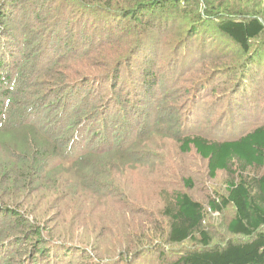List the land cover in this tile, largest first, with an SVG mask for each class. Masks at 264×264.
<instances>
[{"label": "rangeland", "instance_id": "rangeland-1", "mask_svg": "<svg viewBox=\"0 0 264 264\" xmlns=\"http://www.w3.org/2000/svg\"><path fill=\"white\" fill-rule=\"evenodd\" d=\"M24 1L25 9L15 6L8 23L15 36V50L10 56L14 59L22 53V64L25 63V39L30 42V29L41 38V42L37 39L31 44L37 49L43 47V53L38 63L25 65L28 73L25 72L22 82H17L16 89L25 90L19 98V110L27 112L22 124L26 121L36 125L49 143L58 138V144H62L66 139L69 147L74 148L71 154L75 158L87 152L97 154L106 146L113 145L112 150L121 148L116 152L121 156L116 158L118 162H103L110 173L104 181H98L91 193L82 186L83 190L73 186L78 200H72L63 209L53 200L50 202L52 196L40 202L46 223L54 227L55 234L48 238L49 247L59 251L54 255L56 260L66 264L168 262L176 257L175 251L194 245L187 241L184 246L174 247L159 237L165 226L160 215L161 197L174 190L188 192L205 206L204 227L212 242L232 238L227 231L231 208L221 212L207 208L209 195L225 191L227 173L219 171L215 178H210L207 161L194 149L182 151L178 138L198 134L216 140L231 139L263 124L264 64H247L245 59L240 67L243 57L239 48L217 38L203 55L184 62L185 46L194 38L186 33L190 32L187 23L181 21L168 28L162 26L161 34L154 32L153 39L148 37L145 44L137 36L140 26L124 22L108 33L112 38L103 44L104 33L100 29L99 34L93 32L98 24L89 26L88 37H82L85 21L78 20L76 6L70 7L72 14L67 20L61 10L63 0H43L37 4ZM1 38L3 42L9 37ZM179 40L185 46L177 54L173 45ZM3 69L8 67L0 70ZM239 89L242 91L238 97ZM133 113L136 114L132 116ZM122 114L129 119L138 118L133 130L142 137L140 142L131 143L135 141L134 132L119 146L118 140L111 141L116 131L108 133L107 140L97 139L102 136L96 134L101 120ZM142 118L145 124L142 121L137 130ZM144 125L145 132L152 130L143 134ZM97 158L93 156V161ZM56 159L54 156L52 163ZM187 179L189 182L185 183ZM32 192L28 202L34 195L33 204L42 193L36 189ZM73 202H77L78 208ZM50 209L52 214H48ZM25 248L26 262L30 248ZM83 249L90 253L83 254Z\"/></svg>", "mask_w": 264, "mask_h": 264}, {"label": "trees", "instance_id": "trees-1", "mask_svg": "<svg viewBox=\"0 0 264 264\" xmlns=\"http://www.w3.org/2000/svg\"><path fill=\"white\" fill-rule=\"evenodd\" d=\"M20 1L23 5L17 0H0V39L9 37L0 41V69L8 67L0 70V264H66V261L56 260L54 255L59 251L49 247L48 237L55 231L53 226L46 223L40 202L52 196L50 202L53 200L55 205L65 208L67 203L78 200L77 191L73 189L75 185L79 190H83L82 186L91 193L98 181H104L110 173L109 162L115 164L119 161L116 158L121 156L116 152L121 148L112 150L113 145L106 146L97 154L87 152L75 158L71 154L74 148L69 147L66 139L62 144H58V138L54 143H49L36 125L26 121L25 125L22 124L27 112L19 110V98L25 90L18 91L17 82H22L26 77L27 63L33 66L42 59L43 47L37 49L31 44L37 39L41 42V38L35 34V30L30 29V42L25 39V63L22 64V53L11 58L15 50L12 38L15 39V36L8 23L11 22L15 6L25 9V1ZM40 1L43 0H27L33 4ZM73 6L78 8V20L85 21L83 38L88 37L89 26L98 24L93 32L99 34L100 29L104 33L101 37L104 44L112 38L108 33L127 22L140 26L137 36L145 44L149 42L148 37L153 39L154 32L161 34L162 26L168 28L171 23L181 21L187 23L190 32L187 30L186 33L194 38L187 42V46L185 42L180 43L181 40L173 45L177 54L185 46L184 62L203 55L206 48L224 39L239 48L243 57L240 67L245 59L247 64H264L261 62L264 60V0H63L61 10L66 19L72 14L70 7ZM160 42L159 39L157 43ZM141 44L138 43L139 46ZM29 76L31 71L25 86L30 80ZM241 91L239 89L236 96H241ZM144 118L138 120L137 130ZM137 119H129L124 114L111 118L105 116L96 132L102 136L97 139L107 140L108 133L116 131L111 135V141L118 140L119 146L120 141L134 132L135 141L131 143L137 144L142 138L138 131L133 130ZM142 129L143 134L152 130L145 132V125ZM178 139L182 151L194 149L207 161L210 178H215L219 171L227 173L225 191L209 195L207 208L211 212L231 208L232 217L227 223V231L233 237L220 243L212 242L204 227L205 206L186 191L164 192L160 215L165 226L161 230L162 235H159L161 241L174 247L184 246L183 243L187 241L194 245L175 251L173 254L176 257L163 264H264V123L237 138L216 140L186 134ZM54 156L57 159L52 163ZM93 156H98L96 161H93ZM58 157L61 158L60 163ZM105 161H108V165L103 163ZM100 174L104 177H99ZM33 189L45 196L39 194L32 204L34 195L30 202L28 200ZM24 201L25 206H22ZM73 203L78 208L77 202ZM52 213L50 209L48 214ZM25 246L30 248L26 262ZM84 251L83 254L90 253L87 249V252Z\"/></svg>", "mask_w": 264, "mask_h": 264}]
</instances>
